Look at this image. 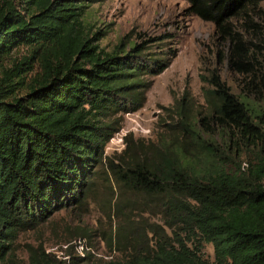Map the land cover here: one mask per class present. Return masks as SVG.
Here are the masks:
<instances>
[{"label":"trees","instance_id":"obj_1","mask_svg":"<svg viewBox=\"0 0 264 264\" xmlns=\"http://www.w3.org/2000/svg\"><path fill=\"white\" fill-rule=\"evenodd\" d=\"M181 1L189 15L213 26L222 48L216 60L238 77L237 92L215 71L199 76L207 86L203 116L191 114L185 94L176 120L171 116L165 125L167 139L147 148L143 140L124 138L109 174L118 189L155 207L163 226L121 219L114 231L121 258L96 264H264V23L258 8L264 0ZM18 2L0 0V62L26 51L0 76V264H21L14 254L18 234L61 210L81 211L90 164L100 162L118 129L104 121L140 109L150 85L141 76L155 77L169 63L144 61L146 46L120 49L121 56L118 48L103 52L75 0ZM34 66L37 73L26 80ZM203 244L212 247V263L200 256ZM24 249L26 264L68 261L40 244ZM89 257H69L68 264Z\"/></svg>","mask_w":264,"mask_h":264},{"label":"rangeland","instance_id":"obj_2","mask_svg":"<svg viewBox=\"0 0 264 264\" xmlns=\"http://www.w3.org/2000/svg\"><path fill=\"white\" fill-rule=\"evenodd\" d=\"M19 6H22L19 0ZM18 2V3H19ZM81 5V21L89 33L95 37L93 44L105 53L115 48L128 52L131 46H146L141 53L143 60L168 58V67L155 77L141 76V81L149 83L144 93L142 107L130 113H117L104 122H116L117 131L106 143L100 162L89 167L91 188L81 211L68 208L54 213L36 230L18 234L14 243V254L21 264H26L25 245H42L58 260L69 261V257L86 253L89 259L76 264H96L121 258L115 252L114 231L121 219L131 223L141 222L150 226H163L155 207L145 204L141 198L117 188L109 174V164H119L124 149V138L131 135L134 140H143L145 147H155L169 137L165 125L176 120L181 98L186 94L188 109L196 117L207 112L202 89L207 86L199 76L207 77L215 71L220 79L237 92L238 77L229 71L225 63L216 60V51L222 49L215 44L214 28L187 13V4L181 0H75ZM17 5V6H18ZM262 24L264 23V2L259 4ZM19 10V9H18ZM235 20H232V25ZM254 23H260L253 19ZM119 46V47H118ZM118 56L123 55L121 50ZM171 51V52H170ZM26 51L19 48L0 62V76L3 70L16 64ZM164 54V56L162 55ZM169 55H172L171 57ZM37 69L33 67L26 80L33 78ZM21 93V92H19ZM188 104V102H185ZM261 104H264V100ZM172 116V119H171ZM114 126V124H113ZM116 126V125H115ZM212 140L217 139L213 135ZM221 139V138H218ZM222 137L223 146L227 145ZM239 161L245 162L239 152ZM115 207L120 209L116 213ZM170 233L169 230H165ZM113 242L111 247L108 243ZM78 244V245H77ZM80 244V245H79ZM189 247L193 244L188 243ZM82 247V251L81 248ZM70 248V250H69ZM69 251V257L65 254ZM200 256L213 262V251L209 244H203ZM68 261L66 264H68ZM71 264V263H70Z\"/></svg>","mask_w":264,"mask_h":264},{"label":"built area","instance_id":"obj_3","mask_svg":"<svg viewBox=\"0 0 264 264\" xmlns=\"http://www.w3.org/2000/svg\"><path fill=\"white\" fill-rule=\"evenodd\" d=\"M78 245V244H77ZM80 245V244H79ZM81 248V251H82V247H80ZM78 253V256L77 257H84V255L81 253V252H77Z\"/></svg>","mask_w":264,"mask_h":264}]
</instances>
